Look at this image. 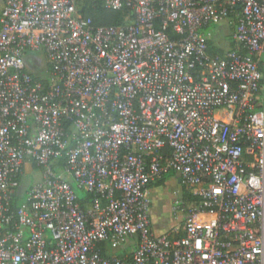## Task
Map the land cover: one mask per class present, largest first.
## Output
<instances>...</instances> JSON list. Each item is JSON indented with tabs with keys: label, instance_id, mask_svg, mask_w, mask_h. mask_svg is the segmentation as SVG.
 Returning a JSON list of instances; mask_svg holds the SVG:
<instances>
[{
	"label": "built area",
	"instance_id": "1",
	"mask_svg": "<svg viewBox=\"0 0 264 264\" xmlns=\"http://www.w3.org/2000/svg\"><path fill=\"white\" fill-rule=\"evenodd\" d=\"M80 2L0 0V264H264V0Z\"/></svg>",
	"mask_w": 264,
	"mask_h": 264
},
{
	"label": "rangeland",
	"instance_id": "2",
	"mask_svg": "<svg viewBox=\"0 0 264 264\" xmlns=\"http://www.w3.org/2000/svg\"><path fill=\"white\" fill-rule=\"evenodd\" d=\"M214 28H215V33L219 32L222 33V35H229L232 31V29L229 28L226 23H219L215 25ZM45 64L46 62L44 56L41 53L33 55L32 59L30 58L25 59V67L32 73L38 74L39 69L43 68ZM36 174H37L36 171L29 172V170H27L25 172L18 190V196L21 202L25 200L24 192L26 188L35 182ZM183 191H185V189L183 188L182 185L178 183L177 178L174 177L169 178L166 181V183L163 185V187L152 189V193L150 194V196L156 198L158 202V206L155 209L153 208V211L156 213L158 212V214L161 213L160 218L163 219V225H169L172 223V219L169 218V211H168L169 206L175 200L181 198ZM176 193L177 195H175ZM163 206L165 210L162 211ZM117 254L119 255L123 254V250L117 251Z\"/></svg>",
	"mask_w": 264,
	"mask_h": 264
},
{
	"label": "trees",
	"instance_id": "3",
	"mask_svg": "<svg viewBox=\"0 0 264 264\" xmlns=\"http://www.w3.org/2000/svg\"><path fill=\"white\" fill-rule=\"evenodd\" d=\"M80 6L81 13L84 16L90 17L95 26H116L121 25L124 22L125 14L119 11H110L104 9L102 6V0H81ZM167 178L168 177L164 178L162 181L154 183L150 186V188L163 187L167 181ZM21 181L22 178L19 179V183H21ZM76 192L82 203L88 202V197L82 191ZM184 193L185 191L183 194ZM184 196H186V194H184ZM20 203V198L18 194H16L11 200V207L15 209L20 205Z\"/></svg>",
	"mask_w": 264,
	"mask_h": 264
},
{
	"label": "crops",
	"instance_id": "4",
	"mask_svg": "<svg viewBox=\"0 0 264 264\" xmlns=\"http://www.w3.org/2000/svg\"><path fill=\"white\" fill-rule=\"evenodd\" d=\"M170 178H173V177H170ZM174 178H176V177H174ZM169 178H167V180H168ZM178 180V179H177ZM166 183V182H165ZM179 183V182H178ZM160 188V187H159ZM152 189L153 188H150V194L152 193ZM184 192V191H183ZM183 194V193H182ZM151 197V196H150ZM151 200H152V208H151V226H152V231H153V233L154 234H156V235H160V234H165V233H167V232H171V231H173V230H176V229H179L180 227H181V225H180V220H178V219H174L172 216H171V213H170V209H171V205L169 206V218H171L172 219V223L171 224H169V225H163V219H161L160 217H161V213L160 214H158V212L156 213V212H154L153 211V208L155 209L157 206H158V202H157V200H156V198H153V197H151ZM163 210H165V208H164V206L162 207V211ZM161 222V223H160ZM130 244L131 243H127V247L126 248H124V249H118V251H120V250H123V255L124 254H126V253H129V252H131L133 249H134V247H133V245H131V247H129L130 246ZM109 248V247H108ZM109 251H111L110 249H109ZM108 251V252H109ZM115 253H117V251L115 252ZM119 255V254H118ZM120 255H122V254H120Z\"/></svg>",
	"mask_w": 264,
	"mask_h": 264
}]
</instances>
